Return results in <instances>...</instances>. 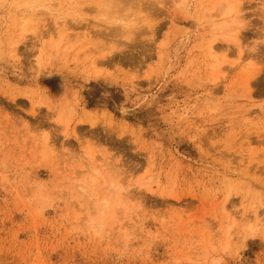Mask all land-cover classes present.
<instances>
[{"label":"rangeland","instance_id":"374dc122","mask_svg":"<svg viewBox=\"0 0 264 264\" xmlns=\"http://www.w3.org/2000/svg\"><path fill=\"white\" fill-rule=\"evenodd\" d=\"M141 1L129 39L137 4L38 7L24 31L23 0H0V264H264V225L235 219L264 216V0L242 4L248 85L235 49L208 81L211 0Z\"/></svg>","mask_w":264,"mask_h":264},{"label":"bare ground","instance_id":"6f19581e","mask_svg":"<svg viewBox=\"0 0 264 264\" xmlns=\"http://www.w3.org/2000/svg\"><path fill=\"white\" fill-rule=\"evenodd\" d=\"M147 1L149 3L155 4L156 6H158L157 4H160L163 2V0H147ZM188 1L189 0H174V2L177 5L181 6V8H183V9L186 7V4L188 3ZM23 2L25 3V4L24 3L23 4L27 8H29V10H30V11H24V13L20 16V19H22L24 21V27H23L24 31H27V27H29L33 23L34 19L39 15V13L37 12V10L35 8L41 7L44 9V13L52 14V15L56 14L57 12H60L62 14H68V13L77 14L78 10L80 8L78 5L80 3V0H67L64 2H61L58 0H43L41 5H37V6L35 5L37 3V0H23ZM122 2H126V4L132 3V4H137V5H135L133 8L131 7V10L122 17V21L124 22L123 25L116 26L114 28V32H119L123 36H126L129 39H132L136 35L141 33L142 31H145L147 26L149 27L151 24V19L148 16L143 14V3H142V1L141 0H93V4L96 6H110L113 4H120ZM243 2H244V0H211L208 5L203 7L204 9L202 8L203 9L202 13H199V11H198L197 17H198L200 23L202 21L203 22H210L211 25L210 24H208V25L213 27V29L216 31V33H214L213 37L207 42V45H205V49L208 53V56L210 57V59H212V63H211L212 64L211 65L212 77L209 78L208 81L209 80L217 81L220 79L219 75L225 69V66L223 64L224 63L231 64L230 62H227V60H228L229 55L235 53L233 51V49H235L237 51V58L239 61L238 62L232 61L233 64H235V65L231 64L233 67L232 66H230V67L232 69H235V68L239 69L240 75H241L244 83H246L248 85L250 83V80L254 76H256L258 73L259 69H258L257 64L253 62V60H252L253 58L251 55L244 54V50L242 47L241 26L245 21L244 15L241 13L242 7H243V5H242ZM66 7H67V9H69V11L66 9ZM65 9H66V11H65ZM218 9L220 10V12L218 14L221 16V19L218 22H215L213 20V17H214L213 12L215 10H218ZM64 11H65V13H64ZM58 16H60V14H58ZM57 27H59V25H57ZM44 34H45V32L38 34L40 39L43 38ZM98 34H100V33L93 32L91 35V33L89 32L87 34V36L89 39H92L94 36L97 37ZM64 35L65 34L63 33L61 35V38L57 42H54V45H52L53 48H55L56 50L59 49L61 43L65 39ZM73 36L76 38H80L81 36H84V35H82V33H77V34H74ZM218 38L225 40L226 43L222 46L216 44L215 41ZM75 42H77V41H75ZM16 44H17V42L14 43V46ZM67 48L70 50L72 48V45H70ZM103 49H105V48L103 47L101 50H103ZM16 50L17 49L15 47L14 52H16ZM113 50H114V48H109L106 51H104V54L105 53H108V54L112 53ZM220 51L223 53L222 54L223 56L222 55L219 56L218 54L217 55L215 54V53L220 52ZM249 58H252V59H249ZM247 60H250V61H247ZM244 62H248V63H244ZM102 63H104V60L94 59V65H98V64H102ZM95 72H97V70ZM95 75H98V73H95ZM214 89H216V88H214ZM245 97H248V94ZM66 110H67V107H66ZM251 111L247 112V115H252V113L255 112V111L253 112V110H251ZM260 111L259 112L264 115V107L261 106ZM73 112H74V109L71 108L68 115H64L63 113H60V115H59L60 120L63 121V119H64L66 121V123H69L70 120L73 118L72 117ZM48 139L49 138L46 137L45 141L47 143H48ZM73 174H75V173H73ZM142 184H144V183H142ZM140 186H142V185L140 184ZM142 187H144V186H142ZM147 187H149V186L147 185L146 188ZM107 207H108V199L107 198H103L100 203H97V208H99L98 213H99V216L102 218V221L104 220L103 215L106 212ZM251 208H253V210L251 209V213H252L251 216H250V214L242 215V214H238L237 212H235L237 214H235L236 218L235 217L234 218L235 219H238L239 217L242 218L243 225L247 224L249 226H252V224H254L256 227L264 225V216L262 217L261 213L259 212L260 213L259 214L256 211V207L252 206ZM137 216H136V218H137ZM132 217L133 216H128V221H131ZM92 223H94V221H92ZM125 224H127V223H125Z\"/></svg>","mask_w":264,"mask_h":264}]
</instances>
